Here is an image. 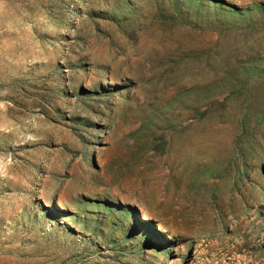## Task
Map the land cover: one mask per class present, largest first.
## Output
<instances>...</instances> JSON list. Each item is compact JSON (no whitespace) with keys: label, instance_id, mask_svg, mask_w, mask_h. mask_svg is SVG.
Instances as JSON below:
<instances>
[{"label":"rangeland","instance_id":"rangeland-1","mask_svg":"<svg viewBox=\"0 0 264 264\" xmlns=\"http://www.w3.org/2000/svg\"><path fill=\"white\" fill-rule=\"evenodd\" d=\"M0 264H264V0H0Z\"/></svg>","mask_w":264,"mask_h":264},{"label":"bare ground","instance_id":"bare-ground-1","mask_svg":"<svg viewBox=\"0 0 264 264\" xmlns=\"http://www.w3.org/2000/svg\"><path fill=\"white\" fill-rule=\"evenodd\" d=\"M59 203H61L60 202V200H59ZM142 211V215H143V220L144 221H147L148 220V214H147V211L146 210H141Z\"/></svg>","mask_w":264,"mask_h":264},{"label":"water","instance_id":"water-1","mask_svg":"<svg viewBox=\"0 0 264 264\" xmlns=\"http://www.w3.org/2000/svg\"><path fill=\"white\" fill-rule=\"evenodd\" d=\"M134 211L138 216H141V210L139 208L135 207Z\"/></svg>","mask_w":264,"mask_h":264}]
</instances>
